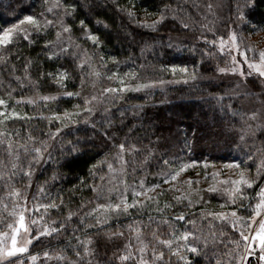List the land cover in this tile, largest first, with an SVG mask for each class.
<instances>
[{"label": "snow or ice", "instance_id": "1", "mask_svg": "<svg viewBox=\"0 0 264 264\" xmlns=\"http://www.w3.org/2000/svg\"><path fill=\"white\" fill-rule=\"evenodd\" d=\"M105 2L121 20L126 17L137 28L156 32L171 17L185 31L199 30L195 38L203 40L204 46L190 51L198 49L202 63L191 69L173 64L159 70L142 63L139 71H112L109 65L115 67L121 61L100 54L104 41L97 35L98 29L77 16L80 8L92 15L100 7L99 0H41L38 14L0 23V70L7 68L11 77H0V264H264V139L260 146L253 139L257 129H264V88L259 93L251 90L256 84L253 76L264 84V49L245 43L240 30L241 24L252 23L251 13L261 0H229L236 27L226 24L224 30L216 29L215 21L208 20V14L215 16L222 0H209L200 21L181 15L184 9L163 0L155 13L140 9L142 19L135 0ZM95 24L102 25L105 32L112 28L98 16ZM53 29L54 38L49 39ZM123 30L131 35L126 27ZM205 32L212 33L213 38L208 39ZM33 33L43 34L45 59L71 57L70 68L61 65L54 72L46 71L39 60L41 54L22 56L18 51L21 42L26 47L39 43ZM171 40L169 37V48L174 46ZM152 47V43L143 41L141 55ZM248 52L255 55L248 56ZM212 60L217 61L215 72L221 74L212 79H231L229 73L249 78L243 88L237 79L235 87L226 88L223 96L209 93L226 122L230 121L226 124L228 131L240 144L248 146V140L253 139L249 152L243 153L244 160L237 162L229 157V162L217 168L207 157L196 159L173 149L160 150L159 137L144 143L138 133L133 135L135 124L121 135L128 113L131 111L134 117L140 114L141 106L130 103L128 93L143 91L150 96L152 88L166 83L194 87L189 82L205 78L199 69ZM164 72H170L173 79L164 80ZM77 77L78 86L69 91L66 82ZM46 81L53 82L57 91H42ZM17 88L22 93L27 89L31 95L17 96ZM241 96L258 100L260 107L238 108L224 102V97ZM64 97L76 100L65 101ZM62 103H70V107L61 108ZM25 105L33 110H24ZM117 105L119 120L110 111ZM37 116L39 123L34 124ZM20 122H24L23 127ZM79 126L103 135H78ZM67 135L75 139H67ZM95 139L107 151L89 166L87 177L78 176L77 183L68 189L59 187L52 192L54 182L65 175L55 165L63 167L61 160L76 159ZM182 147L190 153L192 142L185 137ZM249 160L254 172L246 163ZM150 164L155 169L150 173L157 177L155 182L147 179ZM44 165H49L51 175L41 181L38 174ZM225 168L233 175L223 177ZM190 170L195 171V178L186 175ZM205 182L207 187H201ZM85 188L93 197L75 204L73 196ZM205 194L213 199L219 194L222 202L212 204ZM197 206L198 213L193 211ZM132 209L140 219L117 224L115 229L109 225L114 218L133 215ZM145 211L147 220L143 219ZM69 225H75L72 235H68ZM92 228L97 229V236L102 232L114 248L105 260L98 259V248L92 247L94 240L88 231ZM62 237L65 242L53 247L52 242L59 244ZM73 239L75 244L71 243Z\"/></svg>", "mask_w": 264, "mask_h": 264}, {"label": "trees", "instance_id": "2", "mask_svg": "<svg viewBox=\"0 0 264 264\" xmlns=\"http://www.w3.org/2000/svg\"><path fill=\"white\" fill-rule=\"evenodd\" d=\"M208 2L209 0H163V3H169L173 7L184 9V12L180 13L181 15H191L197 21H200L201 17L205 15L204 6ZM40 3L41 0H0V23L4 21L14 23L17 19L23 18L24 15L33 14V12L38 14L41 11ZM99 4L100 7L95 8L92 15L88 14L87 9L80 8L77 16L78 18L86 19L91 27L98 29L97 35L104 41V44L99 49L100 54L104 55L106 58L114 56L118 61H121V63L115 67L109 65L112 71L124 72L133 68L139 71V65L142 63L154 65L157 70L163 66L170 67L173 64L187 66L191 69L193 66L198 67L202 63L198 49L196 51H190V49H193L195 46H204L203 40L195 38L200 35L199 30L185 31L178 21L169 17L167 22L159 27L158 31L152 32L150 29L137 28L136 25L130 23L126 17L121 20L120 16L106 4L105 0H99ZM9 5H11V7H9ZM135 7L138 10L139 18L142 19L144 14L143 11H139L140 9L155 13L162 7V0H135ZM218 9L220 10L219 14L223 17L218 19L219 22L215 23V28L224 30L226 24L233 28L236 27L233 23L235 17L232 16V13L229 11V0H222L220 6L215 9V16L208 14V20L214 21L216 19V11ZM97 16L112 25L110 31L105 32L102 25L95 24ZM152 18L154 19L155 17ZM226 18L227 22H224ZM250 18L252 23L240 25V30L243 31L245 36V43L248 42L249 36L253 35V33L264 30V0H261L260 5L251 13ZM254 25H259L260 27L254 28ZM124 27H126L127 32L131 33V35L125 34L123 30ZM54 35L55 32L52 30L48 38L52 39ZM204 35H206L208 39L213 38L212 33L205 32ZM42 36V33H33V38L38 40L39 43L32 46L26 47L24 42H21L18 46L20 54L22 56L32 57H37V54H41L39 60L46 71L54 72L61 65H63L64 68H70L72 64L71 57L53 61H49L43 57ZM169 37L172 38L171 42L174 45L171 48L168 47L170 42ZM80 39L81 41L84 40L83 37ZM145 40L152 43L153 47L142 56L140 47ZM175 45H180V47L177 48ZM86 46L91 47V42H87ZM13 56H15V53H13ZM13 62L15 61L13 60ZM223 62V60L219 61L220 64H223ZM216 63L217 61L215 60L209 61L202 69H199L200 75L205 78L198 77L196 81H190L189 84L194 85V87L190 88L189 85L184 83H166L163 86L152 88L150 96H145L143 91L128 93L130 103L141 106L140 114L134 117L131 111L128 113V117L124 121L121 135H123V132L127 131L128 127L135 124L133 135L138 133L144 138V143H148V138L152 141H156L157 137H159L160 141L158 148L160 150L173 149L174 151H178L181 155H184V152L188 151L182 147L184 138L187 137L192 142V150L189 154H186L197 159L204 156L203 154L205 153L210 156L208 152H205L210 150H212L211 152H215V155L220 154L219 157L226 156V158L231 157L233 153H231L230 150L235 146L239 147V150L242 151L243 147L241 144L235 142L237 137H234L226 127V124H230V121L226 122L220 107L216 105L215 100L209 96V93H216L218 96H223L225 89L231 88V84L229 83L224 81L215 82L208 78L214 75ZM161 75L166 81L173 79L170 72H164ZM0 77H3L5 80L11 79L8 75L7 68L0 70ZM78 84L79 80L77 77L74 80L67 81L66 87L69 91H72L75 90ZM13 87H16L14 82ZM42 91L55 92L57 91V86L51 81H46ZM21 94L31 95V92L24 89L22 93L21 90L17 88L16 95L18 96ZM241 99H243V96L239 98L224 97V102L232 103L239 108L241 107ZM63 100L75 101L76 98L64 97ZM66 106L70 107V103H62L60 105L61 108ZM119 107L120 105H117L110 109L117 120H119ZM24 110L31 112L33 109L31 106L25 105ZM33 123H39L38 116L34 118ZM9 126L12 127V125ZM19 126L23 127L24 122H20ZM79 127H81V131L78 135H86L89 137L103 135V133H97L90 127ZM117 127H119V124ZM66 138L75 139V136L67 135ZM105 151H107V148L102 147L99 139H95L92 146L89 147L86 145L84 152L76 159L69 157L67 160H61L60 164L64 166L60 167V165H55V167H59L60 171L65 175L55 181V187H52L50 190L55 192L59 187L68 189L72 184L77 183L76 178L78 176L87 177L89 166L99 158V155H103ZM45 169H47V171H45ZM153 170L155 169L150 164L148 172ZM105 171H107L106 168ZM129 172H131V169H129ZM47 175H51V168L49 165H44L38 174V178L42 181ZM89 180L91 182V178H89ZM96 182H100L98 177L96 178ZM65 195L67 196L69 194L65 193ZM92 197L93 193L85 188L79 192V194L73 196V200L75 204H79L81 199H90ZM147 215L148 213L145 211L143 219L147 220ZM122 218L124 217L118 219L114 218L109 221V225L113 229H115L117 224L125 225L127 221L119 222V219ZM125 218L124 220H128V222L131 221L129 216ZM73 226L75 225L68 226V235H72ZM88 231L94 240L92 247L98 248L97 258L105 260L110 257L114 248L112 244L107 241L103 233L101 232L99 236L95 235L97 232L96 228H92ZM64 242L65 240L62 237L59 244L54 240L52 246H59ZM71 243L73 242L71 241ZM69 254L71 255L70 249ZM113 264H118V262L114 261Z\"/></svg>", "mask_w": 264, "mask_h": 264}, {"label": "rangeland", "instance_id": "3", "mask_svg": "<svg viewBox=\"0 0 264 264\" xmlns=\"http://www.w3.org/2000/svg\"><path fill=\"white\" fill-rule=\"evenodd\" d=\"M219 11H220L219 9L216 11V19L214 20L215 23L216 22H219L218 19H221L223 17V16L221 17V15L219 14ZM20 19H22V18H20ZM225 21L227 22V18L224 19V22ZM53 31L55 32L54 29H53ZM246 43L247 44H250L252 47H254L256 49H264V30L261 31V32H255V33H253V35L249 36V40ZM233 54L234 55H237V56L239 55L238 53H233ZM247 55L248 56H253V55H255V53L248 52ZM240 59H243V58L241 57ZM221 66H223V64H221ZM241 68L246 70L247 69V65L246 64H241ZM220 75L221 74L216 73L215 70H214V75L213 76H210L208 78H210L212 81H215V82L224 81L226 83H229V84H231L230 85L231 88L235 87L236 82H237V79L241 80V86H242V88L243 87H246L247 85L244 84V81H246L247 79H249L248 77H244V78L235 77L231 73L228 74V76L231 77V79H227V78H225V79H212V77H217V76H220ZM251 79L256 80V84H255L254 87L251 88V90L253 92L259 93L261 91V89L264 88V84H261L260 81H259V79H257L255 76H253ZM240 103H241V106L243 105V107H245V108L252 107L253 105L255 107H260V104H259V101L258 100L249 101V100H246L244 97H243V99H241ZM253 139L255 141V144L257 146H260V141L262 139H264V129H257V131L255 133V137ZM253 139L252 140L250 139L251 141L250 140L248 141V146H244V145L241 144V146L243 147V150L242 151L239 150L240 148L239 147H236V146L234 148H232L230 150V152L233 153L231 155V157H235L236 160H237V162H239L241 160H244L245 158L243 156V153L244 152H249V150L251 149L252 144H253ZM235 142L240 143L238 138H236V141ZM211 151L212 150L205 151V152H208L210 154V156L207 153H205L206 156H205V154H203L204 156H202V157L210 158L212 160V162L216 164L217 168H219L220 165H222L223 163L229 162L228 161V158H226V156L219 157L220 154L215 155V152H211ZM186 153L189 154V152L187 151V152H184V155H187ZM246 163L248 164V166L250 167V169L254 172L255 169H254V166L252 165V162L249 160V161H246ZM153 171H155V170H153ZM208 171L211 172L212 169L210 168ZM151 172H149V174L147 175V179L150 180V181L155 182L157 180V177L152 176L150 174ZM186 175H190L193 178H195V171L190 170ZM222 175H223V177H228L230 175H233V173H232L231 170L225 168V169H222ZM201 187L206 188L207 187V183L206 182L203 183L201 185ZM205 199L209 200L212 204H216L217 202H222L221 201V197H220L219 194H217L215 196V199H213V197L210 194H205ZM199 207L200 206H197L193 211L196 212V213H198V208ZM131 212L133 213V215L129 216V218H131L130 220L140 219L141 218L138 215H136V210L135 209H132ZM153 215H155V213H153ZM124 219H126V218L124 217L122 219H119V222L127 221L125 223V225L130 222V221L128 222V220H124ZM72 242H73V244H75V240L74 239L72 240ZM54 247H56V246H54ZM35 252H36V250H33V253H35Z\"/></svg>", "mask_w": 264, "mask_h": 264}, {"label": "water", "instance_id": "4", "mask_svg": "<svg viewBox=\"0 0 264 264\" xmlns=\"http://www.w3.org/2000/svg\"><path fill=\"white\" fill-rule=\"evenodd\" d=\"M251 259H255V257H252Z\"/></svg>", "mask_w": 264, "mask_h": 264}, {"label": "clouds", "instance_id": "5", "mask_svg": "<svg viewBox=\"0 0 264 264\" xmlns=\"http://www.w3.org/2000/svg\"><path fill=\"white\" fill-rule=\"evenodd\" d=\"M9 7H11V5H9Z\"/></svg>", "mask_w": 264, "mask_h": 264}, {"label": "flooded vegetation", "instance_id": "6", "mask_svg": "<svg viewBox=\"0 0 264 264\" xmlns=\"http://www.w3.org/2000/svg\"><path fill=\"white\" fill-rule=\"evenodd\" d=\"M253 260H255V259H253Z\"/></svg>", "mask_w": 264, "mask_h": 264}]
</instances>
